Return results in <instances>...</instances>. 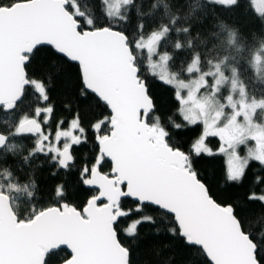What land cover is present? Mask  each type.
<instances>
[{"label":"snow or ice","instance_id":"1","mask_svg":"<svg viewBox=\"0 0 264 264\" xmlns=\"http://www.w3.org/2000/svg\"><path fill=\"white\" fill-rule=\"evenodd\" d=\"M0 264H264V8L0 0Z\"/></svg>","mask_w":264,"mask_h":264},{"label":"trees","instance_id":"2","mask_svg":"<svg viewBox=\"0 0 264 264\" xmlns=\"http://www.w3.org/2000/svg\"><path fill=\"white\" fill-rule=\"evenodd\" d=\"M251 6L253 11H256L252 5V0H251ZM258 13V11H257ZM157 93H162L164 92L163 88L158 87L156 89ZM53 96L54 98H59V89L54 90L53 92ZM169 98L168 94L164 95V100L167 101V99ZM191 135V134H190ZM187 140V137L185 138ZM213 144L216 143V141L213 139L212 141ZM187 146V145H186ZM37 162H33V164L35 165ZM202 168L204 170L207 171V174L209 176L215 175L217 179H219V175L221 173V171L225 168L226 166V162L225 159L223 157L217 156L214 158H206L203 162H202ZM35 180L37 183V186L39 188V194L41 197V202H44L47 200V192L50 189L51 185L54 184L56 182V180L58 178H53L49 175V168L48 166L45 164L43 167H38L35 170ZM132 201H127V204L129 206H132ZM134 219V217H133ZM128 221H126L127 223ZM142 231L147 234L150 232V228L148 226H145Z\"/></svg>","mask_w":264,"mask_h":264},{"label":"rangeland","instance_id":"3","mask_svg":"<svg viewBox=\"0 0 264 264\" xmlns=\"http://www.w3.org/2000/svg\"><path fill=\"white\" fill-rule=\"evenodd\" d=\"M252 5L256 11L264 8V2H262V0H252Z\"/></svg>","mask_w":264,"mask_h":264}]
</instances>
